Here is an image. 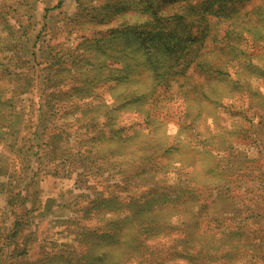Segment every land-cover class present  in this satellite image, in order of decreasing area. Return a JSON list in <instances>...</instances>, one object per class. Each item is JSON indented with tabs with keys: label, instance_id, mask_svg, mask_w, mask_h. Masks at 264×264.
Here are the masks:
<instances>
[{
	"label": "trees",
	"instance_id": "obj_1",
	"mask_svg": "<svg viewBox=\"0 0 264 264\" xmlns=\"http://www.w3.org/2000/svg\"><path fill=\"white\" fill-rule=\"evenodd\" d=\"M229 5L217 4V7L208 13L210 18L207 16L204 18L206 25L199 39L193 38L191 32L183 43L179 38L175 43L178 45L176 55L169 60L173 64L169 65H165L166 62L162 59L153 62L149 56V49L143 50L144 46L152 49L166 43L174 50L176 45L173 47L171 41H168L170 36L164 29L158 28L157 25L153 26L150 21L129 25L125 20L122 23L120 20L115 22L118 18H110L108 13L101 15L98 21L100 25L110 26L114 22L116 25L106 32H101L102 39L86 35H80L79 39L75 38L77 39L75 52L82 56L86 68L81 75H85L84 83L73 92L91 95L100 84L109 85L113 81L117 82V85L123 84L121 81L125 78L124 74L127 77L130 74L129 58L126 53L134 45L137 53L147 54L148 59L145 60L148 65L145 63L143 65L152 77L160 76V72H163L162 74L180 75L187 79L186 73L189 69H194L204 77L209 87L205 94L202 91L196 96L206 101L209 108L214 106L218 109L225 101H237L243 97L251 101L259 100L258 107L264 111V96L251 85L253 79L264 84V35L260 25L250 31L244 26L242 17L247 14L241 10L240 1ZM121 11H128V8ZM90 17L95 20L93 15ZM263 21L264 19L261 20ZM82 38L84 39L80 42ZM147 42H153L152 47ZM206 42L210 44L209 49L203 51ZM195 44H198L199 52L194 49ZM122 45L124 48L120 47ZM105 68L110 70L109 74L104 73ZM43 86L45 94H48L45 104L50 114L47 125L41 131L42 144L37 147L34 145L33 148L36 149V156L51 155V160L45 164L53 171L44 173L45 175L40 174L37 168L42 164L35 162L36 168L30 178L40 179L44 175L42 180L40 179L43 183L44 178L59 180L62 174L70 175L67 156L60 154L67 155L69 151L74 150L79 156H91L94 152L93 140L109 144L107 156L111 158L115 155L120 156L121 161L113 165L120 171V176L108 178L106 181H102L101 178L100 180L97 176L90 177L91 182L98 181L100 185H105L101 192L103 198L88 202L90 206V211L86 214L88 221L79 220L75 224L76 232H71L69 228L62 231H55L53 227L42 229V224L37 221L38 216H31V209L13 204L11 208L4 202L3 207H0V214L8 216L10 221L4 219L0 227V264H235L247 257L253 259L252 264H257L255 260L264 259V249L262 250V245H259L264 238V218L261 216L250 218L242 212L243 209L256 210L254 208L258 204L264 203V189H251V186H246L248 182L242 181L243 177L250 176L256 179L252 182L264 185V166L259 164L255 166L257 162H252L249 173L243 170L240 172L232 166L235 179L232 178L229 182L240 180L238 181L240 189H236L234 191L236 193H232L230 189L227 191L224 186H218L214 187L212 195V189L204 192L205 187L201 181L195 180L194 188L180 190L178 194L174 187L157 183L158 180L165 179V175L159 169H166L159 160L161 157L170 158L168 162L165 161L170 166L173 153L180 155L184 149L169 145L162 151L154 145L151 151L146 141L142 140L143 133L133 132V125H119L120 116L116 117L115 114L118 113L113 109L108 110L106 104L97 105L89 102V108L83 111L79 106L80 101L65 98L64 91L60 90L61 85L43 79ZM53 86L56 87L53 89ZM11 102L15 103L11 96L0 91V133L3 132L2 123L6 120L7 107L9 110L13 109L14 104L9 105ZM255 106L256 103L248 107V111L255 109ZM103 108L106 111L100 117L99 110ZM120 108L123 109L124 106ZM189 110V107L186 108L182 121L194 120V109L192 112ZM248 111L245 109L246 118ZM79 112H82L81 117L77 116ZM87 112L94 113L91 117H86ZM70 118L74 123L88 120L87 122L94 126L85 124L83 129L78 125L79 131H72L69 125L62 126L64 123L70 124ZM101 118L104 119L103 123L100 122ZM97 129L100 130L101 138L93 134ZM32 130L33 134H40L38 128ZM257 130L251 127L246 131L248 140H252ZM77 132L84 134L87 140L78 143L88 144L83 148L73 149L75 147L72 146H75L77 140L71 135ZM152 134L156 135V131H152ZM210 134L208 137L203 136V139L201 134L197 135L201 139V144L198 145L202 150L200 153L209 161V169L202 172L203 176L215 175L218 170L220 174L222 162L219 154L226 151L225 144L229 140V136L224 134H220L221 138H217L212 132ZM69 137L70 141H76L73 145L69 144ZM138 139L142 141L140 145L135 143ZM114 146L117 149L115 153ZM159 153L163 154L159 156ZM98 155L99 158L105 159L100 153ZM190 165L195 167L193 163H187L185 166L190 168ZM238 172L240 173L235 175ZM189 182L193 183L190 180ZM168 189L173 190V194H178L179 198L175 199L164 193ZM10 190H13L12 187ZM115 190L122 192V195H128V198H122L123 196L120 198L115 194ZM8 191L5 190L4 193ZM19 192L18 195L24 202L32 198V193L28 190L21 189ZM182 193L190 198L184 197ZM209 199L214 202L208 218L210 224H206L200 210L202 206L208 207L206 203ZM227 200L232 201V204H225L233 206V209H221L220 204ZM168 204L183 211L186 209V214L190 215L189 221L182 218V221L174 222L171 219L174 214L163 208ZM104 213L111 216L100 219ZM115 214L118 216L115 217ZM211 218H214V221ZM249 240L254 244H247Z\"/></svg>",
	"mask_w": 264,
	"mask_h": 264
},
{
	"label": "rangeland",
	"instance_id": "obj_2",
	"mask_svg": "<svg viewBox=\"0 0 264 264\" xmlns=\"http://www.w3.org/2000/svg\"><path fill=\"white\" fill-rule=\"evenodd\" d=\"M237 1H240L243 13L247 14L242 17L244 26L250 31L260 25L264 35V21L261 22L264 19V0H219L218 2L215 0H0V91L7 93L15 101L9 104L11 106L14 104L13 109L9 110L7 107L6 120L2 123L3 132L0 133V207H3L4 202L9 206L13 204L24 209L27 207L26 209L32 210L31 216H38L37 221L42 224V229L53 227L55 231H62L69 228L71 232H76L75 224L79 220L88 221L86 216L90 211L88 202L103 198L101 192L105 189V185H100L98 181L91 182L90 177L97 176L102 181H106L108 178L120 176V171L113 165L121 161V158L118 155L112 158L107 156L109 144L107 145L106 142L93 140L94 152L91 156H79L74 152L73 149H80L88 144L78 143V141L84 143L87 140L84 134L77 132L71 135L77 140V142L74 140L76 144L72 146L75 147L71 149L73 152L69 151L67 155L60 154L67 156L70 175L62 174L59 180L44 178L42 183L44 173L53 171L48 164V166L45 164L51 160V155L36 156V149L33 148L34 145L37 147L42 144L41 131L47 125L50 114L45 104L48 94L44 92L43 79H49L53 84L61 85L63 90H60L64 91L65 98L80 101L79 106L83 111H87L89 102L97 105L106 104L108 110L113 109L118 113L115 114L116 117L120 116L119 125H133V132L143 133L142 140L146 141L151 151L154 145L162 151H165L169 145L184 149L180 155L173 153L174 157L170 166L166 164L170 158H160V164L167 170L159 169L165 175V179L158 180V184L174 187V190L180 194V190L194 188L193 181L196 180L201 181L205 187L204 192L212 189V195L214 187L218 186H224L227 191L230 189L232 193H236L234 191L240 189L238 184L240 180L229 182L230 179H235L233 167L240 172L243 170L249 173L252 162H257L255 166L258 164L264 166V111L258 107L259 100L251 101L241 96V100L238 98L237 101H225L218 109L214 106L209 108L206 101L196 96L202 91L205 94V90L209 87L204 77L194 69H189L186 73L187 79L180 75L162 74L163 72H160V76L153 74L155 76L153 79L143 65L147 64L145 60L148 59L147 54L137 53L134 45L126 53L129 58L127 59L130 74L128 77L124 74L125 78L121 81L123 84L117 85L115 81L110 82V89L109 85L100 84L91 95L75 94L73 90L82 86L85 80V75L81 76L86 68L85 62L82 56L75 52L77 46L75 38L79 39L80 35L102 39L101 32H106L119 20L121 23L125 20L129 25H139L150 21L153 26L157 25L158 28L164 29L170 36L168 41H171L174 47L179 38L183 43L190 34L193 38L199 39L206 25L204 18L206 16L210 18L208 13H211L217 4L228 3L230 6L229 4ZM125 8H128V11H121ZM106 13L110 18H118L110 26H102L98 23L100 16ZM91 15L95 17V20L91 19ZM83 39H80V42ZM147 43L152 47L153 42ZM209 45L206 42L203 51L208 50ZM120 47L124 48L123 45ZM177 47L178 45L172 50L171 45L166 43L164 46L159 45L152 49L144 46L143 50L149 49V56L152 57L153 62H159L158 59H162L166 62L165 65H169L173 64L169 60L176 55ZM193 47L199 52L198 44ZM109 71L107 68L104 69L105 74H109ZM251 83L252 87L264 96V84L254 79ZM55 87L53 86V89ZM136 99L140 101L137 102ZM255 103V109L248 111V107ZM122 105L123 109L120 108ZM188 107L190 112L194 109L195 118L182 121ZM245 109L248 111V118H246ZM104 111H106L105 108L99 110L100 117L103 116ZM93 113L87 112L86 117H91ZM8 115H10L9 118ZM77 116L81 117L82 112H79ZM87 121L74 123L70 118V124L64 123L62 126L69 125L72 131H79L78 125L83 129L85 124L94 126ZM100 122L103 123L104 119L101 118ZM251 127L260 132L257 130L250 141L246 131ZM37 128L40 134H33L32 129ZM99 131L97 129L93 134L101 138ZM152 131H156V135H153ZM210 132L217 138H221L223 134L229 136V140L225 144L226 151H221L219 154L222 162L220 174L218 170L215 175H207L205 172L207 176H203L202 172L209 169V161L200 153L202 150L198 145L201 144V139L197 135L201 134L203 139V136L211 135ZM129 134L132 135L131 132ZM68 140L69 144H74V141H70V137ZM135 143L140 145L142 141L138 139ZM113 148L115 153L117 149L115 146ZM98 153L105 156V159L99 158ZM162 154L159 153V156ZM35 162L42 164L37 168L40 174H44L41 180L30 178L36 168ZM187 163H193L195 167L190 165V168H187L185 166ZM252 180L256 181L250 176L242 178V181L248 182L246 186H251V189H264L263 184L252 182ZM10 187L13 190H10ZM21 189L32 193V198L30 197L26 202L22 201L18 195ZM5 190H9V194L4 193ZM173 192L168 189L164 193L176 199L178 194ZM115 194L120 198L121 196L128 198V195H122V192L118 190H115ZM229 197L231 198L232 195ZM213 202L214 200L209 199L206 203L208 207L202 206L200 210L206 224H210L208 218ZM225 203L232 204V201H223L220 204L221 209H233V206H227ZM164 206L165 210L174 214L171 216L174 222L182 221V218L189 221L190 215L186 214V209L183 211L171 204ZM254 209L256 210L243 209L242 212L250 218L259 216L264 218V203L258 204ZM2 215L4 214H0V227L4 219L9 220L8 216ZM110 216L104 213L100 219ZM117 216L115 214V217ZM164 216L163 214L162 217ZM211 219L214 221V218ZM98 220L97 218L96 221ZM219 224L221 225V222ZM246 243L254 244L252 240ZM259 245H262L263 250L264 238ZM252 260L247 257L235 264H252ZM255 261L257 264H264V259Z\"/></svg>",
	"mask_w": 264,
	"mask_h": 264
}]
</instances>
